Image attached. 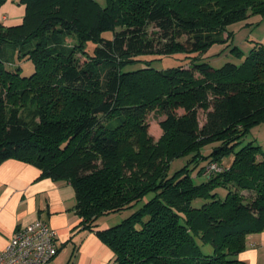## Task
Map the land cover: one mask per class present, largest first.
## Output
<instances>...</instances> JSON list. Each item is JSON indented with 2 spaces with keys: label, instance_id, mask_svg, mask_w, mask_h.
<instances>
[{
  "label": "trees",
  "instance_id": "obj_1",
  "mask_svg": "<svg viewBox=\"0 0 264 264\" xmlns=\"http://www.w3.org/2000/svg\"><path fill=\"white\" fill-rule=\"evenodd\" d=\"M17 3L21 22L0 20V162L23 160L42 176L68 181L82 228L112 249L113 264H246L237 254L247 234L264 228V153L234 144L264 120V43L240 65L219 68L192 61L159 70L143 56L202 52L227 24L264 15V0ZM22 58L33 64L28 75L20 63L5 66ZM138 61L146 64L134 67ZM25 106L37 121L21 117ZM152 110L164 115L157 140L147 132ZM215 139L221 145L199 171L205 181L193 183L186 167L168 174L173 159ZM213 163L222 169L208 170ZM217 186L226 188L224 198ZM148 193L121 222L98 227L101 216Z\"/></svg>",
  "mask_w": 264,
  "mask_h": 264
},
{
  "label": "crops",
  "instance_id": "obj_2",
  "mask_svg": "<svg viewBox=\"0 0 264 264\" xmlns=\"http://www.w3.org/2000/svg\"><path fill=\"white\" fill-rule=\"evenodd\" d=\"M0 14L1 21H9L5 25L18 24L24 6L17 0H7ZM74 204V190L68 181L42 176L40 168L30 162L3 160L0 162V248L8 243L17 227L40 219L56 232L58 249L49 264H113L114 252L94 231L82 228ZM101 226L98 223L99 228H104ZM237 257L246 264H264V228L247 234L245 248Z\"/></svg>",
  "mask_w": 264,
  "mask_h": 264
},
{
  "label": "rangeland",
  "instance_id": "obj_3",
  "mask_svg": "<svg viewBox=\"0 0 264 264\" xmlns=\"http://www.w3.org/2000/svg\"><path fill=\"white\" fill-rule=\"evenodd\" d=\"M100 6L106 4V0H95ZM2 5L0 6L1 12ZM0 14V18H1ZM7 17V16H6ZM3 23L9 24V21L6 19L2 20ZM19 22V20L17 21ZM11 24H13L11 22ZM228 33L231 34L228 37ZM103 36L110 38L112 36V31L103 32ZM70 43L74 42V39H69ZM257 43H264V15L252 14L245 18H242L238 21L231 22L225 26V31L221 36V40L214 42L207 49L202 52H189L183 53L178 52L172 55H163V56H152L145 55L143 56L144 60H148V63L151 67L163 70L171 67H187L192 61H205L211 64L215 68L221 67L224 63L230 62L235 65H240L246 56H248ZM88 50H93V43L88 42ZM235 50H238L239 53H235ZM79 55V53H77ZM14 60V61H13ZM11 62H6L5 66L14 70L18 63H20L23 72V75H28L33 70V64L31 61L22 58L21 60L13 59ZM146 63L138 61L134 64V67H140ZM178 113H182V108L177 109ZM21 117L27 120L30 123L37 121L36 116L33 113V110L28 107H22L20 111ZM164 118V115L157 113L156 111H150L146 116V122L148 123V134L152 136L154 140H157L162 135L161 127L159 126V121ZM205 118V112L202 109H198V120L200 125L203 123ZM252 144L258 147L261 153H264V120L259 121L256 124H253L248 128V130L240 136L238 142L234 144V149H239L245 144ZM221 145L220 140L215 139L208 141L198 149L191 152H185L179 155L177 158L173 159L168 174L172 175L177 171H180L182 168H187L188 173L192 179V182L199 184L207 179V175L199 172L202 167H207L210 161V153L212 149L219 147ZM230 156L227 155L223 158L222 166H227L230 163ZM222 169V168H221ZM178 173V172H177ZM215 191L224 198L226 193V188L224 186H217ZM246 193V192H244ZM153 194L148 193L138 202H136L132 207L125 208L121 211L112 212L107 215H103L98 219L101 227H110L115 224H118L125 217L131 215L136 210L140 209L145 201L151 198ZM200 201H195V205L199 204ZM144 219V218H142ZM142 225L141 221L136 222V227ZM202 250L206 253H210L212 248L210 245L205 244L202 246Z\"/></svg>",
  "mask_w": 264,
  "mask_h": 264
},
{
  "label": "built area",
  "instance_id": "obj_4",
  "mask_svg": "<svg viewBox=\"0 0 264 264\" xmlns=\"http://www.w3.org/2000/svg\"><path fill=\"white\" fill-rule=\"evenodd\" d=\"M219 169L215 163L208 168ZM57 249L55 230L45 221L36 219L14 230L8 243L0 248V264H49Z\"/></svg>",
  "mask_w": 264,
  "mask_h": 264
}]
</instances>
